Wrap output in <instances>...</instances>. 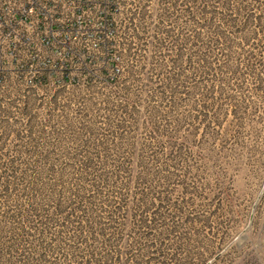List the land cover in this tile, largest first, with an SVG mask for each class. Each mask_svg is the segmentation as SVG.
Segmentation results:
<instances>
[{
  "label": "rangeland",
  "instance_id": "rangeland-1",
  "mask_svg": "<svg viewBox=\"0 0 264 264\" xmlns=\"http://www.w3.org/2000/svg\"><path fill=\"white\" fill-rule=\"evenodd\" d=\"M91 12L78 56L0 82V264H264V0ZM118 166L117 220L81 227L59 190Z\"/></svg>",
  "mask_w": 264,
  "mask_h": 264
},
{
  "label": "built area",
  "instance_id": "built-area-1",
  "mask_svg": "<svg viewBox=\"0 0 264 264\" xmlns=\"http://www.w3.org/2000/svg\"><path fill=\"white\" fill-rule=\"evenodd\" d=\"M96 0H0V82L22 74L26 84L44 80L50 54L76 57L71 46L92 22ZM102 16L103 13H100ZM75 42V43H74ZM74 56V57H73ZM64 68L67 64H63Z\"/></svg>",
  "mask_w": 264,
  "mask_h": 264
},
{
  "label": "trees",
  "instance_id": "trees-1",
  "mask_svg": "<svg viewBox=\"0 0 264 264\" xmlns=\"http://www.w3.org/2000/svg\"><path fill=\"white\" fill-rule=\"evenodd\" d=\"M63 72L66 73V70H64ZM63 80L65 82L68 80L66 75L63 77ZM92 161L93 159L91 156L88 159H86V162L82 166V170H84L85 176H82V178L87 177L88 173L89 174L93 173L94 168L92 167V163H91ZM120 169L121 166H118L117 169L115 168L110 172L97 171L95 176L98 178V180L92 184L86 185L83 183L79 190L69 188L65 185L59 190V195L62 194V200L67 199L65 201V204L70 201L71 197L73 198L72 200H74V204H75L74 210L81 213L80 216L81 219L83 220V222L82 220L80 221L81 227L85 226L86 229H92L97 227L96 229H99L100 232H104L106 230H109L111 228V225L114 224V222L117 220L118 217L117 208L113 209V207L108 204V201H110L109 195L113 193V186H114L112 185V182H110V179L111 178L117 179L118 170ZM1 193H2L1 197L4 198L6 192H1ZM100 204H102V206H105V208L101 207ZM62 207H63V202L62 201L58 202L57 208L61 211ZM66 207L70 208L68 210L69 212L71 210V206L68 205ZM98 209H101L102 214H99L97 212ZM0 213H1L0 221H3L6 217V211L3 209L0 210ZM103 219L105 221H103ZM0 250L1 253L4 252V246L2 241L0 242ZM0 256H2V254Z\"/></svg>",
  "mask_w": 264,
  "mask_h": 264
},
{
  "label": "water",
  "instance_id": "water-1",
  "mask_svg": "<svg viewBox=\"0 0 264 264\" xmlns=\"http://www.w3.org/2000/svg\"><path fill=\"white\" fill-rule=\"evenodd\" d=\"M211 263V261H208L207 263H205V264H210Z\"/></svg>",
  "mask_w": 264,
  "mask_h": 264
}]
</instances>
